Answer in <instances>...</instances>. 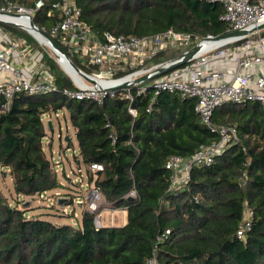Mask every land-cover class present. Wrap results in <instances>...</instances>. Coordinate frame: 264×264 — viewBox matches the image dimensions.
<instances>
[{"label": "trees", "instance_id": "16d2710c", "mask_svg": "<svg viewBox=\"0 0 264 264\" xmlns=\"http://www.w3.org/2000/svg\"><path fill=\"white\" fill-rule=\"evenodd\" d=\"M76 2L82 18L99 33L144 36L173 29L219 35L228 28L220 19L224 6L214 0ZM48 8L34 17L47 32L56 20ZM46 61L61 89L73 85L53 58L46 55ZM195 105V98L169 91L156 97L150 91L132 102L107 97L102 104L61 92L16 94L10 110L0 113V172L9 170L17 197L44 195L61 185L44 147V115L66 108L76 128V160L85 164L88 182L102 189L101 208L124 206L128 213L124 225L97 227L99 210L86 208L78 224L57 225L41 215L28 216L0 191V264H147L155 252L160 264H264V105L217 107L214 124L235 125L240 143L211 165L195 166L189 182L173 189L169 157L191 156L219 139L202 123ZM130 106L138 108L137 117ZM94 162L104 169L92 172ZM133 188L138 196L130 199ZM247 209L253 212L251 226L241 240L237 233ZM168 229L167 239L158 241Z\"/></svg>", "mask_w": 264, "mask_h": 264}, {"label": "built area", "instance_id": "2783aa9c", "mask_svg": "<svg viewBox=\"0 0 264 264\" xmlns=\"http://www.w3.org/2000/svg\"><path fill=\"white\" fill-rule=\"evenodd\" d=\"M224 6L220 19L228 24V34L235 31L251 30L264 23V0H214ZM33 5L17 0L0 3V113L10 110L13 98L18 93L27 95L61 92L73 100H93L102 104L107 97H124L131 102L135 96L152 91L154 97L162 91L180 92L183 96L196 99L195 110L202 123L219 139L203 144L191 156L172 155L166 167L171 171V187L180 189L191 177L195 166L211 165L216 157L230 146L240 143L238 129L232 124L216 125L213 115L217 107L226 102H260L264 105V36L261 30L249 34H235L217 39L212 33L199 35L169 29L159 34L144 36L99 33L82 18V11L76 0H32ZM49 4L48 15L55 16L54 25L49 29L34 21L37 12ZM47 32L68 57L49 42V53L33 34L31 21ZM5 26L26 30L34 40H28L17 31ZM199 45V50L185 64L160 74V68L179 61L182 54ZM46 46V45H45ZM187 47L173 58L160 59L176 48ZM45 50V51H44ZM56 55H55V54ZM46 55L53 58L70 78L73 85L61 89L46 61ZM60 61L70 68L75 64L82 73L77 77L69 73ZM148 76L147 80L137 82V78ZM149 82H151L149 84ZM125 84V86L120 85ZM129 111L138 116V108L130 106ZM51 114V113H49ZM52 120H48L47 123ZM113 142L117 133L108 120ZM92 172L104 169L101 163H92ZM133 188L128 197L137 198ZM105 197L102 189L93 185L90 191V204L87 208L98 211L94 223L105 226L103 213L115 208L103 207ZM101 208V209H100ZM126 212V208H120ZM252 210L247 209L238 229V237L243 240L250 229ZM170 230L158 237L166 240ZM147 264H160L156 252Z\"/></svg>", "mask_w": 264, "mask_h": 264}, {"label": "rangeland", "instance_id": "374dc122", "mask_svg": "<svg viewBox=\"0 0 264 264\" xmlns=\"http://www.w3.org/2000/svg\"><path fill=\"white\" fill-rule=\"evenodd\" d=\"M0 25H2L0 23ZM6 28L17 31L20 35L28 40H34L31 34L21 28L13 26H5ZM264 33V28L261 30ZM187 47H179L174 53H180ZM42 49L51 51L45 45ZM45 51V50H44ZM171 52L166 58L174 57ZM52 54V53H51ZM151 82H149L150 84ZM52 120V126L47 123ZM47 134L44 138V147L56 166L61 185L57 188L49 190L44 195L35 197L20 196L14 189L12 175L8 169L0 172V191L11 204H18L19 207L27 209L28 216L41 215L42 218L49 220L57 225L62 224H78L82 219V212L89 207L90 191L93 185L88 182L87 168L83 162L76 160L79 155V145L76 137V128L73 126L69 111L66 108L44 115ZM70 138L72 144L66 140ZM124 208V206L120 207ZM117 208V210H120ZM105 226H121L123 225L124 216L121 211L114 213V222H110L112 216L109 210L104 211ZM127 219V216H125Z\"/></svg>", "mask_w": 264, "mask_h": 264}, {"label": "water", "instance_id": "95a60500", "mask_svg": "<svg viewBox=\"0 0 264 264\" xmlns=\"http://www.w3.org/2000/svg\"><path fill=\"white\" fill-rule=\"evenodd\" d=\"M31 26H32L33 29L40 31L44 35V37L49 40V42L53 45V47L56 48L57 50L61 51L63 56H64V58L67 61H69L68 57L64 54V52L61 49V47L57 44V42L47 32H45L43 29L39 28L35 24V22L33 20L31 21ZM263 28H264V23L258 25L257 27H255V28H253L251 30H241V31L231 32V33H228V34L219 35V36H217V39L225 38V37H228V36H231V35H235V34H249V33H252V32H254L256 30H262ZM198 50H199V45H195L190 50H188L187 52L183 53L182 56H181L182 58L179 61L172 63L168 67L160 68V73L158 75L166 73V72H168V71H170V70H172L174 68H177V67L187 63ZM72 66L74 67L73 69L76 72L82 73L80 68H78L75 64H73ZM147 78H148V76H146V75L142 76V77H139V78H137V82L147 80ZM121 86H125V84L120 85L117 88H120ZM49 125L52 126V123L49 122ZM66 140H68V142H70V138L68 136L66 137ZM4 173H6V172H4ZM130 199H133V198L130 197Z\"/></svg>", "mask_w": 264, "mask_h": 264}, {"label": "bare ground", "instance_id": "6f19581e", "mask_svg": "<svg viewBox=\"0 0 264 264\" xmlns=\"http://www.w3.org/2000/svg\"><path fill=\"white\" fill-rule=\"evenodd\" d=\"M32 32H33V34L38 38V40H39L42 44H44V45L50 47L48 40L44 37V35H43L40 31H38V30H32ZM54 54H55V53H54ZM55 55H56V54H55ZM60 64H61L63 67H65L64 69H66L69 73H71L73 76L77 77V75H76V73L74 72L73 68H70L66 63H64V62H62V61H60Z\"/></svg>", "mask_w": 264, "mask_h": 264}, {"label": "crops", "instance_id": "0c3cea01", "mask_svg": "<svg viewBox=\"0 0 264 264\" xmlns=\"http://www.w3.org/2000/svg\"><path fill=\"white\" fill-rule=\"evenodd\" d=\"M78 162H80V161H78ZM79 165H80V163H79ZM116 209V211H121V210H117V208H115ZM115 211V212H116ZM114 212V213H115ZM122 212V214H123V216L125 215V216H127V213H128V211L126 210V212H124V211H121ZM104 214V213H103ZM124 216V220H123V225L127 222V219H125L126 217ZM111 218H112V216H111ZM110 218V222L111 223H113L114 222V220H113V222H112V219ZM113 218H114V214H113ZM105 224H108V223H105Z\"/></svg>", "mask_w": 264, "mask_h": 264}]
</instances>
